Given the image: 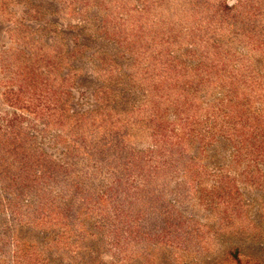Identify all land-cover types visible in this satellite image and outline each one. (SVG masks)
Returning a JSON list of instances; mask_svg holds the SVG:
<instances>
[{"label": "rangeland", "instance_id": "obj_1", "mask_svg": "<svg viewBox=\"0 0 264 264\" xmlns=\"http://www.w3.org/2000/svg\"><path fill=\"white\" fill-rule=\"evenodd\" d=\"M0 15V264H264V0Z\"/></svg>", "mask_w": 264, "mask_h": 264}, {"label": "trees", "instance_id": "obj_2", "mask_svg": "<svg viewBox=\"0 0 264 264\" xmlns=\"http://www.w3.org/2000/svg\"><path fill=\"white\" fill-rule=\"evenodd\" d=\"M233 258H236V252H234L233 254H230Z\"/></svg>", "mask_w": 264, "mask_h": 264}, {"label": "crops", "instance_id": "obj_3", "mask_svg": "<svg viewBox=\"0 0 264 264\" xmlns=\"http://www.w3.org/2000/svg\"><path fill=\"white\" fill-rule=\"evenodd\" d=\"M1 1V0H0ZM0 18H1V15H0Z\"/></svg>", "mask_w": 264, "mask_h": 264}]
</instances>
